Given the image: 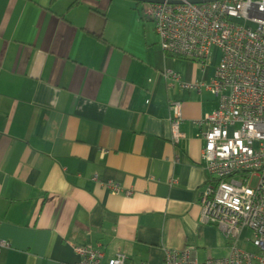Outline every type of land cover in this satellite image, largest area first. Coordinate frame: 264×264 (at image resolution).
Wrapping results in <instances>:
<instances>
[{"label":"crops","instance_id":"0c3cea01","mask_svg":"<svg viewBox=\"0 0 264 264\" xmlns=\"http://www.w3.org/2000/svg\"><path fill=\"white\" fill-rule=\"evenodd\" d=\"M74 1L0 0V264H75L79 244L134 264H163L164 248L225 255L219 229L198 221V121L218 98L163 77L209 82L219 50L164 53L141 1Z\"/></svg>","mask_w":264,"mask_h":264},{"label":"built area","instance_id":"2783aa9c","mask_svg":"<svg viewBox=\"0 0 264 264\" xmlns=\"http://www.w3.org/2000/svg\"><path fill=\"white\" fill-rule=\"evenodd\" d=\"M142 3L140 13L153 24L164 53L201 61L212 47L220 53L209 82L185 83L172 70H164L163 77L169 87L202 88L218 98L217 107L198 121L204 125L201 161L207 174L198 191V221L233 241L225 255L202 262L191 257L189 247L164 248L163 264H264V0ZM168 106L171 142L177 143L184 136L181 102L170 100ZM104 184L121 192L111 181ZM244 229L251 231L255 250L237 246ZM6 246L0 240V248ZM74 251L75 264H134L123 252L106 255L99 245L79 244Z\"/></svg>","mask_w":264,"mask_h":264},{"label":"rangeland","instance_id":"374dc122","mask_svg":"<svg viewBox=\"0 0 264 264\" xmlns=\"http://www.w3.org/2000/svg\"><path fill=\"white\" fill-rule=\"evenodd\" d=\"M130 1L132 3H135L134 0H130ZM138 5H139V9H140L142 7L143 3L140 2V3H138ZM249 238H251V231L250 230H247V229H244L242 231L241 235H240V238L237 241V246L240 247V248H242V249H245V250H250V251L251 250H255V248L249 242ZM226 241L231 242L233 240H226V239H224L225 245H228L229 243L227 244Z\"/></svg>","mask_w":264,"mask_h":264},{"label":"water","instance_id":"95a60500","mask_svg":"<svg viewBox=\"0 0 264 264\" xmlns=\"http://www.w3.org/2000/svg\"><path fill=\"white\" fill-rule=\"evenodd\" d=\"M135 1H152V0H135ZM191 2L193 3H196V2H201V0H190ZM204 1H210V0H204Z\"/></svg>","mask_w":264,"mask_h":264},{"label":"trees","instance_id":"16d2710c","mask_svg":"<svg viewBox=\"0 0 264 264\" xmlns=\"http://www.w3.org/2000/svg\"><path fill=\"white\" fill-rule=\"evenodd\" d=\"M77 1H78V0H75L74 3H76ZM74 3H73V4H74Z\"/></svg>","mask_w":264,"mask_h":264}]
</instances>
